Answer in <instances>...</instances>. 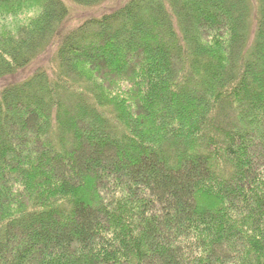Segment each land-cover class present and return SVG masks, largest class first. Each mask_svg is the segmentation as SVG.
Listing matches in <instances>:
<instances>
[{
    "label": "trees",
    "instance_id": "16d2710c",
    "mask_svg": "<svg viewBox=\"0 0 264 264\" xmlns=\"http://www.w3.org/2000/svg\"><path fill=\"white\" fill-rule=\"evenodd\" d=\"M0 0V264H264V0Z\"/></svg>",
    "mask_w": 264,
    "mask_h": 264
},
{
    "label": "rangeland",
    "instance_id": "374dc122",
    "mask_svg": "<svg viewBox=\"0 0 264 264\" xmlns=\"http://www.w3.org/2000/svg\"><path fill=\"white\" fill-rule=\"evenodd\" d=\"M128 0H108L102 6L84 8L77 6L75 4L69 3V10H70V20L68 21L67 30H71L82 23L87 18L91 17H101L102 14L109 13L114 11L115 9L121 7ZM55 51L50 50L47 54L41 56L37 61H35L29 67L19 71L16 75L11 77H6L5 79L0 81V91H2L5 87L20 83L25 81L26 79L30 78L33 74H35L38 70L44 69L47 71H51L55 68Z\"/></svg>",
    "mask_w": 264,
    "mask_h": 264
}]
</instances>
